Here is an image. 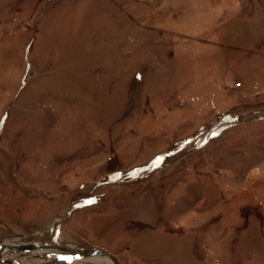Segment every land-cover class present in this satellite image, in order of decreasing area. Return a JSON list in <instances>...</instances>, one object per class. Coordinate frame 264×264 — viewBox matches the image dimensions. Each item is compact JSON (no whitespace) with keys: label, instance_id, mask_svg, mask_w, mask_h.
Returning <instances> with one entry per match:
<instances>
[{"label":"rangeland","instance_id":"obj_1","mask_svg":"<svg viewBox=\"0 0 264 264\" xmlns=\"http://www.w3.org/2000/svg\"><path fill=\"white\" fill-rule=\"evenodd\" d=\"M55 222L121 264H264V0H0V240Z\"/></svg>","mask_w":264,"mask_h":264},{"label":"water","instance_id":"obj_2","mask_svg":"<svg viewBox=\"0 0 264 264\" xmlns=\"http://www.w3.org/2000/svg\"><path fill=\"white\" fill-rule=\"evenodd\" d=\"M64 220L65 218L62 219L61 223H63ZM56 222L53 225H55ZM52 228L53 226L50 230ZM57 235L48 233L46 238H42L36 242L0 248V263L14 262L21 258H48L56 261L66 260L67 264H73V262L88 258L106 257L110 259L113 264H121L117 256L106 248L79 245L70 246L60 242Z\"/></svg>","mask_w":264,"mask_h":264},{"label":"bare ground","instance_id":"obj_3","mask_svg":"<svg viewBox=\"0 0 264 264\" xmlns=\"http://www.w3.org/2000/svg\"><path fill=\"white\" fill-rule=\"evenodd\" d=\"M59 223V222H58ZM56 223L53 228L49 231L50 234H55L57 235L59 233V228H60V225ZM42 238H44V236H39L37 238H34V239H30L29 237H25V238H14V239H10V238H6L5 240H0V248H8V247H11V246H16V245H20V244H24V243H32V241H39L41 240ZM32 240V241H31ZM54 253V252H52ZM23 259H27V258H21V259H18L17 261H14V262H8L9 264H25L24 260ZM53 264H67V261L66 260H62V261H56V260H53V259H49V260H40V262H46V264H51V263H48V262H51ZM77 262H87V263H90V264H102V263H106V264H113L112 261L106 257H96L95 259H84V260H80V261H76V262H73V264H76Z\"/></svg>","mask_w":264,"mask_h":264},{"label":"crops","instance_id":"obj_4","mask_svg":"<svg viewBox=\"0 0 264 264\" xmlns=\"http://www.w3.org/2000/svg\"><path fill=\"white\" fill-rule=\"evenodd\" d=\"M61 221H62V218H61Z\"/></svg>","mask_w":264,"mask_h":264}]
</instances>
